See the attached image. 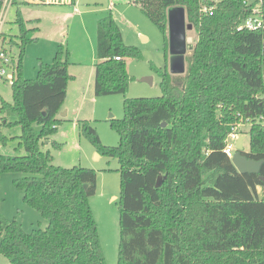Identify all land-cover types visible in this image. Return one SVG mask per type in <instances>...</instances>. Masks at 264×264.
Here are the masks:
<instances>
[{"label":"trees","instance_id":"16d2710c","mask_svg":"<svg viewBox=\"0 0 264 264\" xmlns=\"http://www.w3.org/2000/svg\"><path fill=\"white\" fill-rule=\"evenodd\" d=\"M134 2L164 35L166 64L154 67L162 95L125 98L124 117L111 120L120 134L116 146L102 144L90 120L78 122L99 154L120 162L117 264H264V164L259 174L240 173L223 150L232 126L245 122L250 144L242 153L264 159V27L237 29L251 14L243 0H220L212 12H201L200 0ZM173 6L185 7L198 31L186 73L177 78L168 69L167 11ZM17 13L20 33L3 34L5 48L16 45L19 53L13 102L0 95V143L9 139L2 126L19 125L26 154H0V174H20L14 185L49 224L27 231L0 213V254L9 264H107L90 203L96 171L55 165L42 148L61 121L74 78L69 60L59 46L52 62L40 59L35 78L24 77L26 45L39 40L38 27ZM262 15L264 21V0ZM96 54L95 95L126 94L128 59L143 54L125 43L111 11L98 21Z\"/></svg>","mask_w":264,"mask_h":264},{"label":"rangeland","instance_id":"374dc122","mask_svg":"<svg viewBox=\"0 0 264 264\" xmlns=\"http://www.w3.org/2000/svg\"><path fill=\"white\" fill-rule=\"evenodd\" d=\"M28 0H16L8 10L3 31L7 38L20 33L17 22L18 11L27 20H32L29 26H38L36 33L39 40L26 45L24 57V77L35 78L38 74L40 59L52 62L59 46L63 47L64 57L69 60L71 72L79 74L78 84L87 88L88 80L94 83V64L98 61L96 54L97 26L101 17L110 12L112 2L114 15L118 18L124 33L126 44L137 46L143 57L128 59V70L131 81L127 93L108 95H90L86 93L84 105L78 110L82 102L79 98L68 99L66 105L70 107L69 114H59L61 121L58 129L48 140H44L42 148L49 150L53 156V164L63 167L83 166L94 169L97 173V189L90 197V203L96 218L103 252L107 264L119 262L120 243V209L121 173L120 162L117 157L98 155L94 143L81 133L79 120H90L97 130L104 145L116 146L120 142L119 132L113 128L112 119H121L125 114V98L158 97L162 95L160 86L161 75L157 68H164L166 51L164 35L143 12L134 0H76L71 3L34 4ZM36 19H40L36 21ZM190 41L195 44L198 38L196 28L188 29ZM147 39H145L144 37ZM8 50L16 55L19 48L16 45L6 44ZM192 51V50H191ZM189 50L186 56L191 53ZM169 53V48H168ZM169 57V55H168ZM80 61L73 64L74 61ZM185 74L174 75L182 77ZM144 77H152V82L144 81ZM12 82L0 74V95L7 101L13 102ZM72 96V95H70ZM94 99V100H93ZM67 109V107L65 108ZM0 122L2 114L0 111ZM77 122V124H75ZM240 127L244 136V151H249L250 136L247 130L249 124L245 122ZM2 134L9 137L7 143H0V154L23 155L24 148L19 147L18 135L21 127L2 126ZM56 141L60 146H55ZM20 176L18 173L5 172L0 174V213L21 223L25 230L37 228L45 229L49 222L35 208L28 205L23 199V192L18 189L13 180ZM259 196L263 194L262 187H258ZM10 260L0 254V264H9Z\"/></svg>","mask_w":264,"mask_h":264},{"label":"water","instance_id":"95a60500","mask_svg":"<svg viewBox=\"0 0 264 264\" xmlns=\"http://www.w3.org/2000/svg\"><path fill=\"white\" fill-rule=\"evenodd\" d=\"M31 3H38L30 0ZM168 18V39H169V61L168 67L172 74H185L187 69L186 55L193 50L194 43L188 40V29H193L192 23L187 20L186 8L183 6H173L167 11ZM144 81L152 82V77H144ZM182 84L181 80L177 81ZM66 115V113H62ZM165 126L166 123L164 122ZM244 136L241 135L236 144V152L232 161L240 173H260L264 164V159L257 160L249 158L242 153L244 151ZM99 155V154H98ZM264 180V176H261ZM162 185V177L158 178L157 186Z\"/></svg>","mask_w":264,"mask_h":264},{"label":"built area","instance_id":"2783aa9c","mask_svg":"<svg viewBox=\"0 0 264 264\" xmlns=\"http://www.w3.org/2000/svg\"><path fill=\"white\" fill-rule=\"evenodd\" d=\"M60 2L61 0H51V2ZM220 0H200L201 12H212L215 9L216 4ZM16 2V0H1L0 4V74L6 76L11 82L14 79V61L17 59L16 55H13L8 50V46H4L3 43V26L6 22V16L9 7ZM243 3L251 8V14L244 18L238 25L237 29L258 30L264 27L263 15H262V3L263 0H243ZM116 59H121L120 56H116ZM243 123H237L232 126L231 132L226 138V144L224 152L232 159L236 152V144L241 135L244 132L241 130ZM244 142V140H243Z\"/></svg>","mask_w":264,"mask_h":264},{"label":"crops","instance_id":"0c3cea01","mask_svg":"<svg viewBox=\"0 0 264 264\" xmlns=\"http://www.w3.org/2000/svg\"><path fill=\"white\" fill-rule=\"evenodd\" d=\"M36 1H38V3H34V4H41L42 2H46V3H59V2H51V0H36ZM27 2H30V0H28ZM62 2H64V3H71V4H74L75 2H76V0H61L60 1V3H62ZM31 3V2H30ZM114 5H116V3L115 2H112L111 3V6H110V11L114 14L115 12H114ZM115 16V15H114ZM116 18V20H117V22H118V24H119V26H120V28H121V30H122V34H123V38H124V33H123V29H122V26H121V24L119 23V21H118V18L117 17H115ZM25 19V18H24ZM26 21H32V20H27V19H25ZM38 20H40V19H36V21H38ZM28 26H29V24H28ZM31 27V26H30ZM33 27H38V26H33ZM40 28L38 27V30H39ZM187 35H188V33H187ZM143 36V35H142ZM144 37V36H143ZM145 39H147L146 37H144ZM188 40L190 41V38H189V36H188ZM126 43V42H125ZM187 56V55H186ZM168 61H169V57H168ZM78 62H80V61H78V60H76V61H74L73 62V64H77ZM94 66H95V64H94ZM168 69H169V67H168ZM94 70H95V67H94ZM69 71H70V73L74 76V78L69 82V84H68V89H67V97H66V100H65V103H64V105H63V107H62V109H61V112L60 113H66V116L69 114V112H70V107L69 106H67L66 105V103H67V101H69L68 99H70V97H72V98H79V100H82V102L83 103H81L80 104V106L78 105L77 106V109L79 110L81 107H82V105H84V99H86V93L87 94H89L90 95V91H89V87H91V90H92V93H93V95L95 94V92H94V83L92 84V83H90L89 84V82H90V79L88 80V86H87V88L86 87H84L83 85L82 86H80V84H78V77H79V74H77V73H73V72H71V70H70V67H69ZM172 74V73H171ZM172 75H178V74H172ZM70 95H72V96H70ZM94 100V99H93ZM67 107V109H65ZM75 124H77V122L75 123ZM78 125V124H77ZM51 138V137H50ZM48 141L47 142H50V140L49 139H47ZM99 154V153H98ZM100 155V154H99ZM259 192V191H258Z\"/></svg>","mask_w":264,"mask_h":264}]
</instances>
